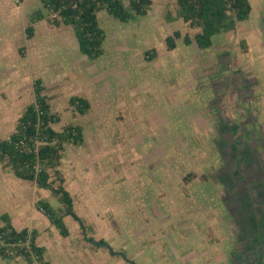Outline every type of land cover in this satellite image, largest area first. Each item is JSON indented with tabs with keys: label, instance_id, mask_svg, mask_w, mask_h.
Masks as SVG:
<instances>
[{
	"label": "rangeland",
	"instance_id": "374dc122",
	"mask_svg": "<svg viewBox=\"0 0 264 264\" xmlns=\"http://www.w3.org/2000/svg\"><path fill=\"white\" fill-rule=\"evenodd\" d=\"M250 4L249 18L214 36L209 48L181 37L169 51L165 37L174 30L191 38L198 31L175 18V0H153L145 15L127 22L101 10L104 52L89 59L73 28L56 25L40 0H0V138L9 137L33 101L36 78L59 117L53 128H83V142L64 145L57 170L87 236L110 247L92 244L97 253L78 254L82 264H123L113 251L136 263L171 264L172 249L199 246L208 257H193L198 264L227 258L234 228L228 178L243 164L264 177V0ZM38 10L44 17L31 22ZM72 95L87 99L85 114L70 105ZM239 148L247 155L239 156ZM14 178L15 188L27 191V205L44 198L58 206L48 189ZM64 221L70 233L64 245L82 243L78 223ZM52 227L42 230L51 252Z\"/></svg>",
	"mask_w": 264,
	"mask_h": 264
},
{
	"label": "trees",
	"instance_id": "16d2710c",
	"mask_svg": "<svg viewBox=\"0 0 264 264\" xmlns=\"http://www.w3.org/2000/svg\"><path fill=\"white\" fill-rule=\"evenodd\" d=\"M16 1L21 3L24 0ZM40 2L48 13L58 14L59 18L54 20L56 25L63 23L73 28L79 51L89 59H97L104 52L105 40V32L98 22L97 13L105 10L114 18L127 22L134 15H145L153 0H40ZM251 10L250 0H175V18H180L189 26L198 28V31L191 38L188 34L182 36L179 30H174L165 37L166 49L168 51L174 49L176 40L181 37L186 45L194 41L200 49L209 48L214 36L233 30L238 22L249 18ZM43 17V12L38 10L32 16L31 22ZM25 30L28 37H31L32 24H29ZM153 54H156L154 48L146 50L145 58L151 60L154 58ZM44 91L42 79L36 78L33 81V101L25 106L17 119L15 130L9 137L0 138V162L17 178L34 182L38 188L48 189L56 198L58 206H53L47 199H38L36 208L47 217L61 236L69 235L64 217L71 216L78 223L84 240L94 245L105 244L103 239L94 240L87 236V226L75 212L73 198L64 186L60 171L57 170L64 145L66 143L77 145L83 142V128L79 124H67L61 131L55 130L52 124L58 122L59 117L51 112ZM69 103L82 115L90 107L87 99L79 95H72ZM239 140L243 138L240 137ZM236 142V140L228 142L231 151ZM245 151L240 149L239 156L247 155ZM243 165L244 168L233 166L236 169L257 170L254 166ZM236 169L233 171L237 173L238 169ZM192 175L191 173L185 175L183 180L188 182ZM251 175L243 172L230 177V180L228 178L229 194L236 191L241 198L244 195L249 196L248 191L254 183L243 181L242 178L249 179ZM260 184L264 187L263 179ZM37 236L38 232L34 228L24 227L17 230L12 225L9 215L0 213V258L11 256L22 258L29 263L50 264L44 258V247L38 245L36 241ZM123 257L131 264H138Z\"/></svg>",
	"mask_w": 264,
	"mask_h": 264
},
{
	"label": "crops",
	"instance_id": "0c3cea01",
	"mask_svg": "<svg viewBox=\"0 0 264 264\" xmlns=\"http://www.w3.org/2000/svg\"><path fill=\"white\" fill-rule=\"evenodd\" d=\"M8 169L9 168H7V167H3L2 163L0 162V206H1L0 207L1 208L0 213H7L10 217L12 225L17 230H20L24 227H27L29 229L34 228L37 230L38 236H37L36 241H37L38 245H41L44 247V258H45V260L49 261L50 264H82L79 261L82 259H77V258H79L77 256L78 254H80V256L85 255V253H89V255H92L94 253V255H96L95 254V253H97L96 250L91 247L92 243H90L89 241L83 240L84 238L81 234V230L79 227H78V229L80 232H79V235L77 237H80L81 240H83L82 243L71 244L70 242H68L66 245H64V241H66L68 238H70V233L68 236H61L57 231L56 233L54 232L51 235L49 234L50 236H52V238L53 237L55 238V240L52 241L53 244H49V246L51 248H53V251L51 252L50 249H47V247L45 245H43V243L46 240H50V238H47L48 236L45 235V233H42V230L43 229L51 230L50 227H52V224L49 222V220H45L43 217L40 216V215H44V214L36 208V205L33 206L34 205L33 199H30V203H29V205H27V199L25 198V195H24V193L26 194L27 191H24V188H22V187L15 188L16 182L18 180H16V178H14V174L12 173V171L10 169L9 170ZM8 183H10V185ZM12 184H14V186H11ZM35 187L39 190V188L36 185H35ZM13 188H15V189H13ZM157 188H159V187H157ZM38 199H41V198H38ZM38 199H35V202H37ZM42 199H44V198H42ZM28 213H29V216H28ZM28 217H29V219H27ZM25 219H27V220H25ZM52 229H53V231H56V230H54L53 227H52ZM45 236H47V237L45 238ZM202 236H203V234H201V237ZM107 244L108 243H105L102 245L107 246V248L109 249L110 246ZM200 247L201 246H199V248H197V247L192 248V249L187 248V249H185L184 253L180 252L178 249H175V248L172 249V253L170 255L172 257V260H171L172 263L178 264V262L176 263V261H178V257H182V255H184V256H186V258L191 257V259H188L187 261H183L185 264H187V262H188V264H198L197 260L194 259L193 257H195V256L197 258L199 256H201L202 258L208 257V255L205 256L206 253H204L202 251L203 248H200ZM160 251H163V250L160 249ZM108 252H109V250H108ZM117 252L118 251H116V252L113 251V252H109V253H110L111 257H113L112 256L113 254L120 257L121 261H123V264H126L125 262H127V264H131L123 257V256H125L127 259L130 260V258H128V256H126L125 253H123V252L117 253ZM49 254H51V255H49ZM203 254H204V256H202ZM47 255H49L51 257V259H47L46 258ZM110 259H112V258H110ZM158 262L161 264L160 260H158ZM219 262H221V260ZM0 264H37V263L36 262L29 263L22 258H12L10 256V258H0ZM83 264H84V262H83ZM138 264H141V263H138Z\"/></svg>",
	"mask_w": 264,
	"mask_h": 264
},
{
	"label": "flooded vegetation",
	"instance_id": "af4514ba",
	"mask_svg": "<svg viewBox=\"0 0 264 264\" xmlns=\"http://www.w3.org/2000/svg\"><path fill=\"white\" fill-rule=\"evenodd\" d=\"M243 172L252 175L242 180L254 184L250 186L249 196L241 198L236 191L230 196L228 205L234 222L232 250L218 264H264V187L260 184L264 177L258 170H237Z\"/></svg>",
	"mask_w": 264,
	"mask_h": 264
},
{
	"label": "built area",
	"instance_id": "2783aa9c",
	"mask_svg": "<svg viewBox=\"0 0 264 264\" xmlns=\"http://www.w3.org/2000/svg\"><path fill=\"white\" fill-rule=\"evenodd\" d=\"M52 17H53V18H59V16H58L57 13H53V14H52ZM21 143H22V141H21Z\"/></svg>",
	"mask_w": 264,
	"mask_h": 264
}]
</instances>
